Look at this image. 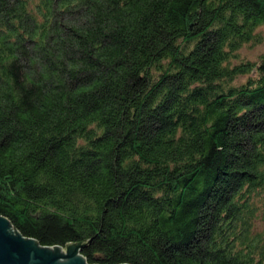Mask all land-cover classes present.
<instances>
[{
    "label": "trees",
    "instance_id": "16d2710c",
    "mask_svg": "<svg viewBox=\"0 0 264 264\" xmlns=\"http://www.w3.org/2000/svg\"><path fill=\"white\" fill-rule=\"evenodd\" d=\"M264 0H0V216L88 264H264Z\"/></svg>",
    "mask_w": 264,
    "mask_h": 264
},
{
    "label": "water",
    "instance_id": "95a60500",
    "mask_svg": "<svg viewBox=\"0 0 264 264\" xmlns=\"http://www.w3.org/2000/svg\"><path fill=\"white\" fill-rule=\"evenodd\" d=\"M9 228H13L10 221L0 216V264H57L58 261L72 258L77 253H80V248L90 246L92 239L80 242L76 252L75 247L68 249V256H64L59 247H55L54 251L52 248L43 247V250H38L37 247L41 245L34 239H26L17 231L16 234L10 232ZM79 257L69 264H88L86 259L80 254ZM34 260L39 262H33Z\"/></svg>",
    "mask_w": 264,
    "mask_h": 264
},
{
    "label": "rangeland",
    "instance_id": "374dc122",
    "mask_svg": "<svg viewBox=\"0 0 264 264\" xmlns=\"http://www.w3.org/2000/svg\"><path fill=\"white\" fill-rule=\"evenodd\" d=\"M263 36H264V29H263ZM241 54L242 56L249 60V61H252V62H255V63H258L259 60H260V57L262 55H264V42L261 43V44H257L255 46H248V47H245L242 51H241ZM72 247V246H70ZM69 247V248H70ZM75 247L74 248V252H76L77 248L76 246H73ZM63 249V248H60V251L61 253L64 255V256H68V249ZM38 250H43L44 248L43 247H37ZM51 250H54V248H52ZM78 254H76L74 257L72 258H66V259H63V260H60L58 261L57 264H69L71 261L77 259V257H79L80 253L77 251ZM33 262H39V261H36L34 260ZM84 264H86L85 262H83Z\"/></svg>",
    "mask_w": 264,
    "mask_h": 264
},
{
    "label": "bare ground",
    "instance_id": "6f19581e",
    "mask_svg": "<svg viewBox=\"0 0 264 264\" xmlns=\"http://www.w3.org/2000/svg\"><path fill=\"white\" fill-rule=\"evenodd\" d=\"M9 229H10V232H11V233L16 234V232L14 231V229H12V228H9ZM52 251H54V250H52ZM77 258L81 259V257H77ZM81 260H82V259H81Z\"/></svg>",
    "mask_w": 264,
    "mask_h": 264
}]
</instances>
